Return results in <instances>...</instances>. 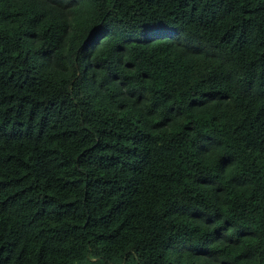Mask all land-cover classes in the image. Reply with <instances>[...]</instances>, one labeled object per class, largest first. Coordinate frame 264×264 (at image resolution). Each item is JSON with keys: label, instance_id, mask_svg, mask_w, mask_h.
Returning a JSON list of instances; mask_svg holds the SVG:
<instances>
[{"label": "trees", "instance_id": "trees-1", "mask_svg": "<svg viewBox=\"0 0 264 264\" xmlns=\"http://www.w3.org/2000/svg\"><path fill=\"white\" fill-rule=\"evenodd\" d=\"M132 245L264 264V0H0V264Z\"/></svg>", "mask_w": 264, "mask_h": 264}, {"label": "rangeland", "instance_id": "rangeland-1", "mask_svg": "<svg viewBox=\"0 0 264 264\" xmlns=\"http://www.w3.org/2000/svg\"><path fill=\"white\" fill-rule=\"evenodd\" d=\"M172 224L171 219L165 218L161 213L155 216L153 222V241L157 243L166 233L169 225ZM141 253V261L145 264H160L161 260L156 253L150 251L146 245H132Z\"/></svg>", "mask_w": 264, "mask_h": 264}]
</instances>
